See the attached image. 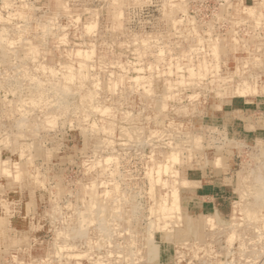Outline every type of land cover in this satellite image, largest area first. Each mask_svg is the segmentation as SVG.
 I'll use <instances>...</instances> for the list:
<instances>
[{"label": "rangeland", "instance_id": "obj_1", "mask_svg": "<svg viewBox=\"0 0 264 264\" xmlns=\"http://www.w3.org/2000/svg\"><path fill=\"white\" fill-rule=\"evenodd\" d=\"M0 13V264H264V0ZM239 110L261 129L243 131ZM213 172L232 179V209L196 214L190 183Z\"/></svg>", "mask_w": 264, "mask_h": 264}, {"label": "crops", "instance_id": "obj_2", "mask_svg": "<svg viewBox=\"0 0 264 264\" xmlns=\"http://www.w3.org/2000/svg\"><path fill=\"white\" fill-rule=\"evenodd\" d=\"M260 123L258 119H255L254 114L252 116L243 113V123L241 124L243 131L261 129ZM231 182L232 179L226 177L223 173L218 175L214 172L211 178L207 180H192L188 191L190 197L189 208L196 214L202 215L228 214L233 205L231 198L233 185Z\"/></svg>", "mask_w": 264, "mask_h": 264}, {"label": "bare ground", "instance_id": "obj_3", "mask_svg": "<svg viewBox=\"0 0 264 264\" xmlns=\"http://www.w3.org/2000/svg\"><path fill=\"white\" fill-rule=\"evenodd\" d=\"M58 1V0H57ZM64 5V4H63ZM62 5V6H63ZM67 5V4H66ZM64 7V6H63ZM66 9V8H65ZM64 9V10H65ZM68 13V12H67ZM1 14V13H0ZM72 14V13H71ZM5 16V15H4ZM80 16V15H79ZM188 16V15H187ZM8 17V16H7ZM5 18V17H4ZM9 19V18H8ZM80 18L78 17V19H76V20H79ZM10 20H11V17H10ZM73 21H75V20H73ZM81 21V20H80ZM91 21V20H90ZM93 22V21H92ZM173 22V21H172ZM75 23H77V21L75 22ZM86 23V22H85ZM96 23V22H95ZM180 23V22H179ZM8 24V23H7ZM11 24V23H10ZM13 24V23H12ZM32 24V23H31ZM1 25V24H0ZM30 25V24H29ZM33 25V24H32ZM15 27V26H14ZM18 27V26H17ZM67 27V26H66ZM76 27V26H75ZM95 27H97V23H96V25L95 24H92V25H90V26H88L87 27V31L88 32H92L94 29H95ZM4 28H5V25H4ZM61 28V27H60ZM72 28H74V27H72ZM80 28V27H79ZM196 29V28H195ZM4 30V29H3ZM6 30H8V29H6ZM30 30V29H29ZM65 30V29H64ZM68 30V29H67ZM16 31V30H15ZM62 31V30H61ZM69 31V30H68ZM75 31V30H74ZM8 32V31H7ZM65 32V31H64ZM76 32V31H75ZM231 32H234V31H231ZM61 33V32H60ZM63 33V32H62ZM66 33V32H65ZM77 33V32H76ZM93 33H95V32H93ZM59 34V33H58ZM75 34V33H74ZM14 35H16V34H14ZM34 35V34H33ZM78 35V34H77ZM89 35V34H88ZM57 36V35H56ZM76 36V35H75ZM8 37V36H7ZM29 37V36H28ZM223 37V36H222ZM3 38V37H2ZM51 38V37H50ZM53 38H55V37H53ZM91 38H92V36H91ZM93 38H94V36H93ZM92 38V39H93ZM211 38V37H210ZM1 39V38H0ZM14 39V38H13ZM58 39H59V37H58ZM223 39V38H222ZM244 39V38H243ZM8 40V39H7ZM12 40V39H11ZM51 40V39H50ZM64 40V39H63ZM80 40V39H79ZM215 40V39H214ZM15 41V40H14ZM13 41V42H14ZM95 41V40H94ZM212 41V40H211ZM241 41V40H240ZM11 42V41H10ZM64 42V41H63ZM91 42V41H90ZM232 42V41H231ZM4 43V42H3ZM88 43V42H87ZM179 43V42H178ZM218 43V42H217ZM1 44V43H0ZM8 44V43H7ZM6 44V45H7ZM12 43H10L9 45H11ZM62 44V43H61ZM79 44V43H78ZM4 45V44H3ZM21 46H22V44H20ZM210 45V44H209ZM256 45V44H255ZM30 46V45H29ZM32 46V45H31ZM56 46H58L57 44H56ZM71 46V45H70ZM84 46V45H83ZM211 46H213V45H211ZM216 46H218V44H216ZM215 46V47H216ZM250 46H253V45H250ZM249 46V47H250ZM258 46V45H257ZM6 47V46H5ZM20 47V46H19ZM23 47V46H22ZM28 47V46H27ZM34 47V46H33ZM40 47V46H39ZM210 47V46H209ZM214 47V48H215ZM253 47H255V46H253ZM11 48V47H10ZM35 48H37L36 46H35ZM41 48V47H40ZM5 49V48H4ZM17 49V48H16ZM19 49V48H18ZM21 49V48H20ZM28 49V48H27ZM90 49V48H89ZM144 49V48H143ZM217 49H218V47H217ZM236 49H237V47H236ZM262 49V48H261ZM14 50V49H13ZM22 50V49H21ZM20 50V52H22ZM71 50V49H70ZM76 50V49H75ZM2 51V50H1ZM4 51V50H3ZM5 51H7V50H5ZM4 51V52H5ZM8 51H10V50H8ZM32 51H33V48H32ZM144 51V50H143ZM221 51V50H220ZM232 52V51H231ZM243 52V51H242ZM255 52V51H254ZM41 53V52H40ZM75 53V52H74ZM92 53H94L93 51H88V52H77L76 54L79 56V58L81 57L83 60H81V62H79V72H77V75H78V77H80V81L81 82H83V80L87 77V73H86V69L88 68L87 67V65H86V62L88 61V59H90L91 57H93L92 56ZM237 53V52H236ZM245 53V52H244ZM249 53V52H248ZM2 54H3V52H2ZM10 54V53H9ZM216 54H218V53H216ZM231 54V53H230ZM27 55H29V54H27ZM69 55V54H68ZM14 56V55H13ZM42 56V55H41ZM71 56V55H70ZM258 56V55H257ZM12 57V56H11ZM30 57H31V55H30ZM66 57H68L67 55H66ZM233 58H234V56H232ZM250 57H252V56H250ZM69 58V57H68ZM202 58V57H201ZM207 58V57H206ZM223 59V58H222ZM247 59H248V57H247ZM246 59V60H247ZM21 60V59H20ZM39 60V59H38ZM198 60V59H197ZM237 60V59H236ZM244 60V59H243ZM24 61V60H23ZM40 61V60H39ZM187 61V60H186ZM215 61V60H214ZM231 61V60H230ZM249 61V60H248ZM254 61V60H253ZM26 62V61H25ZM25 62H23V63H25ZM260 62V61H259ZM12 63V62H11ZM31 63V62H30ZM33 63V62H32ZM36 63H37V61H36ZM190 63H191V61H190ZM193 63V62H192ZM240 63H241V61H240ZM29 64V63H28ZM69 64V63H68ZM194 64V63H193ZM217 64V63H216ZM14 65V64H13ZM16 65V64H15ZM21 65V64H20ZM24 65V64H23ZM38 65V64H37ZM203 65V64H202ZM45 67H46V65H44ZM48 66V65H47ZM50 66V65H49ZM64 66V65H63ZM173 66V65H172ZM176 66V65H175ZM30 67V66H29ZM33 67H35V66H32L30 69H32ZM66 67V66H65ZM73 67V66H72ZM90 67V66H89ZM135 67V66H134ZM189 67V66H188ZM197 67V66H196ZM240 67V66H239ZM13 68H15V67H13ZM37 68V67H36ZM95 68V67H94ZM251 68H253V67H251ZM263 68V67H262ZM29 69V68H28ZM69 69H71V67H70V65H69V67H68V70ZM80 69H82V70H80ZM136 69V68H135ZM141 69V68H140ZM194 69V68H193ZM235 69V68H234ZM15 70H16V68H15ZM42 70H44V69H42ZM50 70V69H49ZM91 70V69H90ZM137 70V69H136ZM238 70V69H237ZM11 71H13V70H11ZM32 71H34L33 69H32ZM84 71V72H83ZM25 72V71H24ZM44 72V71H43ZM46 72V71H45ZM64 72V71H63ZM92 72V71H91ZM175 72H176V68H175ZM178 72V71H177ZM8 73V72H7ZM10 73V72H9ZM26 73H28L27 71H26ZM25 73V74H26ZM37 73V72H36ZM39 73V72H38ZM42 73V72H41ZM48 73V72H47ZM210 73V72H209ZM23 74V73H22ZM46 74V73H45ZM177 74V73H176ZM240 74V73H239ZM244 74V73H243ZM19 75V74H18ZM30 75V74H29ZM36 75V74H35ZM39 76H40V74H38ZM43 75V74H42ZM52 75V74H51ZM65 75V81L67 80H69V78H71L72 76H71V72L70 71H67V73L66 74H64ZM181 75V74H180ZM189 75V74H188ZM196 75V74H195ZM26 76V75H25ZM50 76V75H49ZM262 76V75H261ZM46 77H48V76H46ZM56 77V76H55ZM58 77V76H57ZM173 77V76H172ZM237 77V76H236ZM259 77V76H258ZM263 77V76H262ZM33 78H35V77H33ZM76 78H77V76H76ZM245 78H246V76H245ZM38 79H41L40 77H38ZM44 79V78H43ZM47 79V78H46ZM78 79V78H77ZM176 79V78H175ZM183 79V78H182ZM254 79V78H253ZM140 80H142V79H140ZM174 80V79H173ZM242 80V79H241ZM36 81V80H35ZM37 81H39L40 82V80H37ZM44 81V80H43ZM58 81V80H57ZM64 81V82H65ZM96 81H98V80H96ZM136 81V80H135ZM144 81V80H143ZM146 81V80H145ZM246 81V80H245ZM42 82V81H41ZM61 82V81H60ZM62 83H63V81H62ZM74 83V82H73ZM139 83H140V81H139ZM260 83H261V81H260ZM263 83V82H262ZM253 84H254V82H253ZM252 84V85H253ZM257 84V83H256ZM264 84V83H263ZM56 85V84H55ZM88 85V84H87ZM141 85V84H140ZM75 86V85H74ZM166 86V85H165ZM89 87H90V85H89ZM96 87V86H95ZM139 87V86H138ZM111 88H112V86H111ZM152 88V87H151ZM232 88V87H231ZM94 89V88H93ZM97 89V88H96ZM113 89V88H112ZM133 89H135V88H133ZM91 91V90H90ZM93 91H96V90H93ZM88 92V91H87ZM224 92V91H223ZM248 92H249V88H246V87H243V88H241V89H239V90H237V94H242V95H245V94H248ZM91 93H92V91H91ZM226 93V92H225ZM257 93V92H256ZM101 94V93H100ZM167 95V94H166ZM259 96H261L260 94H259ZM99 98H101V97H99ZM167 98V97H166ZM96 99V98H95ZM101 100H99V102H100ZM102 102V101H101ZM103 103V102H102ZM104 104H105V102H104ZM101 105V104H100ZM162 106V105H161ZM167 106V105H166ZM168 107V106H167ZM166 107V108H167ZM165 108V107H164ZM83 110V109H82ZM95 110H96V108H95ZM94 111V110H93ZM97 112V111H96ZM92 118V117H91ZM105 120V119H104ZM107 120H108V118H107ZM114 122V121H113ZM133 125V124H132ZM105 137V136H104ZM106 138V137H105ZM138 142V141H137ZM102 146V145H101ZM101 159V158H100ZM99 159V160H100ZM165 160V159H164ZM105 161H106V159H105ZM157 161V160H156ZM152 162V161H151ZM157 163H158V161H157ZM162 164V163H161ZM161 164H159L160 166H161ZM157 165V164H156ZM155 165V166H156ZM100 166V165H99ZM14 167V166H13ZM170 168V167H169ZM13 169V168H12ZM104 169V168H103ZM166 169V168H165ZM264 169V168H263ZM4 171V170H3ZM2 171V172H3ZM6 172V171H5ZM4 172V173H5ZM17 172V171H16ZM167 171H165V174L167 175V173H166ZM6 174V173H5ZM264 174V173H263ZM263 174H262V176H263ZM16 176V178H17V175H15ZM14 176V177H15ZM152 176V175H151ZM15 178V179H16ZM161 178V177H160ZM163 179V178H162ZM161 179V180H162ZM157 181H159V180H157ZM93 182V181H92ZM91 182V183H92ZM96 182V181H95ZM103 184V183H102ZM164 184V183H163ZM171 184V183H170ZM174 184V183H173ZM95 185V184H94ZM172 185V184H171ZM185 185H187L186 184V182H185ZM264 186V185H263ZM115 187V186H114ZM184 187V186H183ZM95 189H96V187H94ZM181 188V187H180ZM92 189V188H91ZM171 189H172V187H171ZM86 191V190H85ZM84 191V192H85ZM96 191V190H95ZM92 192H94L93 190H92ZM108 192V191H107ZM90 193H91V191H90ZM118 193V192H117ZM94 195L93 196H95V193H93ZM96 194H97V191H96ZM111 195H112V192H111ZM84 197V196H83ZM97 197V196H96ZM118 197H119V195H118ZM82 198V197H81ZM86 198V197H85ZM90 200V199H89ZM91 201V200H90ZM165 201L166 200H164V201H162V206L161 207H163V208H161V209H167L166 207H164V206H166V203H165ZM158 202V201H157ZM98 203V202H97ZM95 205V200H94V198H92V202H91V206H94ZM90 206V208L92 209V207ZM260 210H261V207L259 208ZM101 210H103V209H101ZM162 210V211H163ZM102 212V211H101ZM179 212V211H178ZM107 215H108V213H107ZM158 215V214H157ZM183 216V215H182ZM259 216H261V215H259ZM97 217V216H96ZM103 217V216H102ZM188 217V216H187ZM100 218V217H99ZM105 218V217H104ZM113 218V217H112ZM125 218H127V217H125ZM159 218V217H158ZM165 218V217H164ZM198 218V217H197ZM263 218V226H264V217H262ZM195 219V218H194ZM105 220H106V218H105ZM104 220V221H105ZM108 220V219H107ZM162 220V219H161ZM100 221V223H102V221H101V219L99 220ZM98 221V222H99ZM123 221V220H122ZM187 221H188V219H187ZM261 221V222H262ZM110 222V221H109ZM125 222V221H124ZM160 222V221H159ZM200 222V221H199ZM84 223H86V220H85V222ZM83 223V224H84ZM157 223V222H156ZM94 224V223H93ZM99 224V223H98ZM117 224V223H116ZM115 224V225H116ZM126 224H127V222H126ZM89 225V224H88ZM96 225V224H95ZM125 225V224H124ZM129 225V224H128ZM117 227H118V225H116ZM120 226H122V225H120ZM169 226V225H168ZM94 227V225L92 226V228ZM100 227V226H99ZM103 227V226H102ZM129 227V226H128ZM164 227H165V225H164ZM105 228V227H104ZM69 228H67V230H68ZM103 229V228H102ZM110 229V228H109ZM156 229V228H155ZM160 229V228H159ZM162 229V228H161ZM85 230V229H84ZM167 230V229H166ZM66 231V230H65ZM88 231V230H87ZM162 231V230H161ZM168 231V230H167ZM67 232V231H66ZM125 232V231H124ZM62 233H64V232H62ZM122 233V232H121ZM126 234V233H125ZM60 236H61V234H60ZM69 236V235H68ZM88 236V235H87ZM90 236V235H89ZM65 237H67V236H65ZM200 246V245H199ZM204 248V247H203ZM206 248V247H205ZM65 250H66V248H65ZM62 252V251H61ZM68 252V251H67ZM213 252V251H212ZM211 252V253H212ZM215 252V251H214ZM242 252V251H241ZM242 254V253H241ZM65 257V256H64ZM232 257V256H231ZM239 257H241V255H239ZM247 257V256H246ZM99 258V257H98ZM237 258H238V256H237ZM251 258V257H250ZM231 259V258H230ZM242 259V258H241ZM254 259V258H253ZM233 261V263H234V260H232ZM231 261V262H232ZM237 262H239V260L237 261ZM69 263V262H68ZM67 263V264H68ZM238 264V263H237ZM246 264H247V262H246Z\"/></svg>", "mask_w": 264, "mask_h": 264}]
</instances>
